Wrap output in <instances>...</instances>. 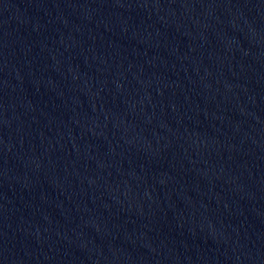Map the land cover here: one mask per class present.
Wrapping results in <instances>:
<instances>
[{"label":"water","instance_id":"95a60500","mask_svg":"<svg viewBox=\"0 0 264 264\" xmlns=\"http://www.w3.org/2000/svg\"><path fill=\"white\" fill-rule=\"evenodd\" d=\"M0 264H264V0H0Z\"/></svg>","mask_w":264,"mask_h":264}]
</instances>
